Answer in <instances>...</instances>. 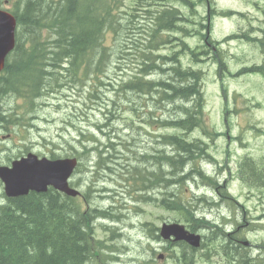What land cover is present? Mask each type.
I'll return each instance as SVG.
<instances>
[{
    "label": "rangeland",
    "instance_id": "obj_1",
    "mask_svg": "<svg viewBox=\"0 0 264 264\" xmlns=\"http://www.w3.org/2000/svg\"><path fill=\"white\" fill-rule=\"evenodd\" d=\"M136 1L122 0L118 18L126 19V21L122 20L123 30L118 38L109 34L106 40V46L111 45L112 38L116 44L111 50L112 54L106 56L104 73L100 76L102 85L98 88L99 99H96V104L87 99L88 90L92 87L91 81L77 82L76 86L72 87L62 78L58 84L65 85L61 88L56 86L53 90L45 88L46 93L35 102L36 106L31 114L29 112L33 109L29 108V104L11 92L5 93L0 102L2 117L13 115L10 117L14 121L25 123V127L11 135L7 131L0 130V165H8L10 162L7 158L12 161L29 152L38 157L50 159L52 154L56 156L55 158L78 157L84 166L81 170L79 168L78 175L74 177V187L86 195L90 194V208L108 210L107 213L112 212L117 216L113 220L96 219L94 221V237L103 242L106 249H103L105 257H97L93 264H107V261L111 262L109 264H143L146 259L152 257L147 244L148 238L143 235V232L147 235L148 227L152 228L159 226L161 222L177 220L175 213L167 212L159 206L158 200L154 202L144 199L139 195L140 193H134L133 190H130L132 194L128 193V188L123 186L121 178L120 169L124 165L125 158L135 162V157L144 154L156 155L165 149L164 147L162 149L161 139L158 138L164 130L152 123H147L149 126L139 123L138 116L129 110L120 112L123 107L119 100L116 102L119 105L117 107L119 113L116 111L115 119H106L105 116V122L101 107L105 104L101 92L106 94V104L113 101V92L110 89L113 87L109 86V83L116 85L117 82H124L138 70L137 59L126 54L124 49L120 50L121 37L133 34L132 30L127 32V29H124L128 24L127 19L131 18L129 16H134L131 18L130 26L137 28L134 29L136 35L141 28H146L150 23V17L143 10H154L158 8L156 6H159L150 5L138 7L137 10L129 9L136 7ZM208 1L210 3L208 8L204 2L197 6L192 14L189 8L180 7V9L190 21L186 25L188 29L185 34L186 43L192 49H197L202 43L200 36L206 35L215 43L213 46L215 50L209 47L208 53L201 57L199 55L197 61L191 59L190 55L179 53L177 47H173V51L178 52L183 67L190 66L194 71L201 72L200 85L204 100V109L201 111L203 123L201 130L191 133V137L201 139L207 144L205 150L213 160L204 156L198 158L197 163L199 166L203 164L201 167L206 174L218 176L219 183L221 185L225 183L226 192L235 201L223 200L221 205L215 206L214 202H218V196L223 195L224 190L209 187L201 183L198 177L191 181L192 183L182 185L179 194L183 199L192 200L197 217L205 216L210 222L217 223L223 216L220 228L228 233H235L233 224L238 223L240 217L242 222V214L244 215L246 211L248 223H253L245 231L244 237L255 245L253 247L255 249L257 245H264V220L257 219L262 212L264 213V180L253 183L263 187L257 186L250 190L246 182L241 183L235 178V174L237 165L247 157L258 170L263 171L260 178H264V77L249 71L253 65L264 64V54L257 42L248 41L243 37V34L251 38L264 36V0ZM2 3L0 0V6ZM224 11H230L231 14L226 16L221 13ZM199 24L204 27L200 28ZM232 35L235 37L228 39ZM173 36L179 37L180 34ZM173 44H168L163 49L160 46V49L154 53L169 55L171 53L169 48ZM214 55L221 57L225 65V68L220 69V73H217V63L212 58ZM159 75L162 78L160 71L149 74L154 81L160 80ZM146 80L151 81L149 78ZM131 99L134 97L131 96ZM148 107L149 111L145 108L142 111L143 115L149 112L154 119H162L161 104L156 106L153 101H149ZM129 108L132 109V107ZM97 126L101 129H97ZM205 131L215 136L211 139L205 138L202 134ZM80 132L84 134L85 139L94 137L99 144V150L102 151L103 147L107 150L109 141L114 143L113 151L110 150L112 157L107 165L111 168V171L106 173L108 175L101 173L95 166V151L88 156H79L82 153V147L78 142ZM98 144L90 143L88 147ZM116 151L123 153L121 159H117L116 154L113 155ZM163 152L171 151L165 149ZM107 161L108 159L106 163ZM142 162L141 158L136 160L138 166ZM144 162L147 163L148 168H145L143 176L148 172L158 175V170L161 169L151 165V159ZM219 168L220 171H218ZM91 171H93L92 175ZM104 176L105 179L101 178ZM145 183L148 186L149 183ZM98 187L109 189L110 192L100 198L97 193H94ZM202 194H205L206 198L201 199ZM149 195L151 199L156 197L162 199V190L155 187L150 190ZM4 201L0 183V204ZM240 203L243 204L240 205ZM99 210L97 209L96 212L99 213ZM177 218L183 220L179 213ZM215 232L218 231L215 230ZM174 249L172 247L169 250L170 256ZM257 253L258 250L253 251L254 256ZM173 263L172 259L166 256L163 261L155 264Z\"/></svg>",
    "mask_w": 264,
    "mask_h": 264
},
{
    "label": "trees",
    "instance_id": "obj_2",
    "mask_svg": "<svg viewBox=\"0 0 264 264\" xmlns=\"http://www.w3.org/2000/svg\"><path fill=\"white\" fill-rule=\"evenodd\" d=\"M158 1L162 5L157 0H137L136 7L129 8L137 10L138 7L159 5L154 10H143L150 17V23L136 35L134 29L137 28L130 26L134 16L128 17L129 26L127 24L124 29L127 32L132 30L133 34L121 37L119 45L120 50L124 49L126 54L137 59L138 70L124 82H117L116 85L109 83L113 87L110 88L113 101L106 104V94L101 92L105 103L101 107L107 118L115 119L119 106L116 102L119 100L123 107L120 112L129 110L138 116V122L148 119L159 123L162 129L171 130L160 136L162 149L164 147L170 153H164L163 149L156 155L135 157V162L143 159L142 164L132 169L133 164L127 162L126 167L133 176H142L143 181L149 183L146 187L148 198L145 199H151L150 190L158 187L162 190V200L155 199L161 201L162 208L179 213L186 225L194 229L196 223L193 221L202 217H197L195 207L180 196L181 186L187 181H194L195 177L205 185L218 188V184L215 179L205 177L197 167L198 158L208 157L206 144L191 137V133L201 130L203 123L201 72L194 71L190 66L183 67L178 52L197 61L199 55H206L215 43L203 35L200 36L202 43L199 48L192 49L185 40L186 25L190 21L180 7L189 8L192 14L205 0ZM122 4V0H17L12 10L21 27V31L16 33L21 36L18 40L16 38L14 58L11 62L7 61L9 68L6 76H0V95L11 92L33 109L36 100L46 93L45 88L53 90L56 86L61 88L65 85L58 84L62 78L72 87L77 82L91 81L88 100L96 102L106 56L112 54L116 44L112 38L111 45L106 46V40L109 34L118 38L123 30L122 20L126 21L124 17L118 18ZM199 26L204 27L202 24ZM175 34L180 36H173ZM243 37L250 40L246 34ZM168 44H173L169 55L154 53L160 46L163 49ZM258 44L264 54V37L258 40ZM173 47H177L178 52H174ZM212 58L217 63V73H220V69L225 68L222 58L215 55ZM158 71L162 73V78L159 75L160 80L154 81L149 74ZM249 71L264 77V64L253 65ZM149 101L156 106L161 104L162 119H154L149 112L144 114L146 117L143 115L145 108L149 111ZM21 123L25 124L18 121L12 123L0 115V130L8 132ZM202 134L210 139L215 136L206 131ZM113 154L118 159L119 153L116 151ZM148 159H151V165L161 169L158 175L148 172L143 176L145 168H148L144 160L148 162ZM239 172L249 177L250 183L264 180L260 178L263 171L258 170L247 157L239 165ZM5 200L0 204V264H93L97 257L104 256L101 253L103 244L94 239L93 223L96 219L113 220L117 217L114 213H107L108 210L97 213L95 209L83 212L79 202L53 189ZM93 213L98 217L94 218ZM216 229L221 230L218 225ZM229 234L232 238L236 236L234 232ZM228 249L231 264H239L235 256L236 246L229 244ZM247 263L251 264L253 260H247Z\"/></svg>",
    "mask_w": 264,
    "mask_h": 264
},
{
    "label": "water",
    "instance_id": "obj_3",
    "mask_svg": "<svg viewBox=\"0 0 264 264\" xmlns=\"http://www.w3.org/2000/svg\"><path fill=\"white\" fill-rule=\"evenodd\" d=\"M15 31L14 18L0 11V71L4 59L11 51ZM74 167V161L64 160L49 162L40 161L28 155L26 159L15 161L11 168H0V179L4 184V192L8 197H19L31 191H45L48 185L65 192L76 195V191L66 187L65 179ZM174 236L176 240H184L192 246H197L198 237L187 234L183 227L171 225L162 227V237Z\"/></svg>",
    "mask_w": 264,
    "mask_h": 264
},
{
    "label": "bare ground",
    "instance_id": "obj_4",
    "mask_svg": "<svg viewBox=\"0 0 264 264\" xmlns=\"http://www.w3.org/2000/svg\"><path fill=\"white\" fill-rule=\"evenodd\" d=\"M15 47H16V37L15 36H13V44H12V48H10L12 51H14V49H15ZM149 189V188H148ZM68 197L69 198H71V196L68 194ZM199 201V200H198ZM204 202V201H203ZM196 212V211H195ZM195 214V213H194ZM257 247V246H256ZM256 247H255V249H256ZM247 264H249V263H247ZM251 264H253V263H251Z\"/></svg>",
    "mask_w": 264,
    "mask_h": 264
},
{
    "label": "flooded vegetation",
    "instance_id": "obj_5",
    "mask_svg": "<svg viewBox=\"0 0 264 264\" xmlns=\"http://www.w3.org/2000/svg\"><path fill=\"white\" fill-rule=\"evenodd\" d=\"M3 2L4 3H7V0H3ZM257 248V247H256ZM236 256V255H235ZM235 261H236V259L234 258L233 259V263H235ZM239 264H245L244 262H242V261H239ZM246 264H247V262H246ZM254 264V263H253Z\"/></svg>",
    "mask_w": 264,
    "mask_h": 264
}]
</instances>
